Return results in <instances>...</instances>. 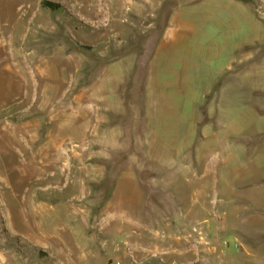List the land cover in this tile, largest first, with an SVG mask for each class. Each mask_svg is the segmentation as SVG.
I'll use <instances>...</instances> for the list:
<instances>
[{
  "label": "rangeland",
  "instance_id": "rangeland-1",
  "mask_svg": "<svg viewBox=\"0 0 264 264\" xmlns=\"http://www.w3.org/2000/svg\"><path fill=\"white\" fill-rule=\"evenodd\" d=\"M0 264H264V0H0Z\"/></svg>",
  "mask_w": 264,
  "mask_h": 264
},
{
  "label": "crops",
  "instance_id": "crops-1",
  "mask_svg": "<svg viewBox=\"0 0 264 264\" xmlns=\"http://www.w3.org/2000/svg\"><path fill=\"white\" fill-rule=\"evenodd\" d=\"M158 41V40H157ZM88 99L87 97H83V95H80L78 97V100L76 101V105L80 107V109L84 110V113L80 114L78 113L77 117V124L79 126V136L82 139V149L87 148L88 143V137H98L100 131H101V113H95L92 109L86 106L85 100ZM104 123V118H103ZM100 136V135H99ZM94 140V138H93ZM98 144L100 143L98 139Z\"/></svg>",
  "mask_w": 264,
  "mask_h": 264
},
{
  "label": "trees",
  "instance_id": "trees-1",
  "mask_svg": "<svg viewBox=\"0 0 264 264\" xmlns=\"http://www.w3.org/2000/svg\"><path fill=\"white\" fill-rule=\"evenodd\" d=\"M44 6H49V7H53L54 9L58 7V4L55 3H51V2H47L44 1Z\"/></svg>",
  "mask_w": 264,
  "mask_h": 264
}]
</instances>
